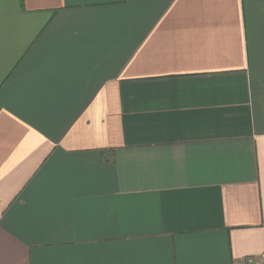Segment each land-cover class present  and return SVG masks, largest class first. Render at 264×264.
I'll use <instances>...</instances> for the list:
<instances>
[{
    "label": "crops",
    "instance_id": "obj_1",
    "mask_svg": "<svg viewBox=\"0 0 264 264\" xmlns=\"http://www.w3.org/2000/svg\"><path fill=\"white\" fill-rule=\"evenodd\" d=\"M264 254V0H0V264Z\"/></svg>",
    "mask_w": 264,
    "mask_h": 264
},
{
    "label": "built area",
    "instance_id": "obj_2",
    "mask_svg": "<svg viewBox=\"0 0 264 264\" xmlns=\"http://www.w3.org/2000/svg\"><path fill=\"white\" fill-rule=\"evenodd\" d=\"M241 264H264V254L258 257H247L241 260Z\"/></svg>",
    "mask_w": 264,
    "mask_h": 264
}]
</instances>
